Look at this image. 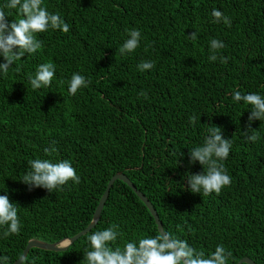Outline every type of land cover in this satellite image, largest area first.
<instances>
[{"label": "trees", "instance_id": "16d2710c", "mask_svg": "<svg viewBox=\"0 0 264 264\" xmlns=\"http://www.w3.org/2000/svg\"><path fill=\"white\" fill-rule=\"evenodd\" d=\"M6 3L0 0V8ZM44 5L70 31L40 33L43 47L0 73V195L15 204L21 223L20 234L7 238L0 227V257L13 264L31 240L53 244L82 232L109 180L122 173L150 202L163 231L206 255L223 245L232 253L227 264L243 258L264 264V122L251 124L261 139L246 141L250 106L232 98L235 91L264 96V0H44ZM213 8L230 18L231 27L213 22ZM4 11L9 21L20 18L17 10ZM131 29L141 32L140 46L121 55ZM195 31L198 39H189ZM213 38L225 44L216 61L209 60ZM143 61L154 68L139 71ZM47 62L56 66L52 84L33 90L29 77ZM73 73L90 81L75 96L68 92ZM215 126L231 139L223 163L232 184L219 196H204L188 190L186 173L203 171L199 162L189 163V151ZM49 147L56 148L51 156L44 152ZM34 159L69 160L81 182L69 181L53 193L29 190L21 179ZM114 224L123 233L121 247L159 233L141 200L116 180L93 229L64 252L30 249L21 264H84L88 235Z\"/></svg>", "mask_w": 264, "mask_h": 264}, {"label": "clouds", "instance_id": "9594fccd", "mask_svg": "<svg viewBox=\"0 0 264 264\" xmlns=\"http://www.w3.org/2000/svg\"><path fill=\"white\" fill-rule=\"evenodd\" d=\"M4 8L17 10L19 19L9 21V16ZM4 8H0V57L4 62L0 63V73L7 74L10 67L16 61L22 60L25 55H34L43 47V41L38 39L40 33L59 30L63 33L70 31V26L59 13H51L44 5V0H7ZM215 23H223L231 27V20L222 11L213 8L211 12ZM128 39L119 48L121 55L131 54L140 46L141 32L138 29L128 31ZM191 40L198 39L197 32L188 35ZM225 44L213 38L210 41V61H216L217 54ZM221 63H226L227 58L220 55ZM151 61H143L137 67L141 72L150 71L154 68ZM19 70V69H17ZM56 74V66L51 63H42L37 67L34 77H29L33 90L42 87H50ZM90 81L79 73H73L68 85V92L75 96L77 92L86 88ZM141 96L147 97L146 92ZM235 102H243L250 106L248 116L247 132L245 140L255 143L261 139L259 133L252 129L253 121L264 122V96L258 93L241 94L235 91L232 94ZM195 123V117L192 118ZM55 142L53 141V144ZM232 148L231 139L223 137L221 128L209 127L208 135L204 137L203 144L189 151V163L199 162L203 171L197 174H187L188 190L192 193H201L204 196L215 193L217 196L225 187L232 184V178L224 166L225 161ZM46 155L51 156L56 152L55 147L45 148ZM28 170L21 181L29 187L43 188L49 193L62 191L63 186L69 181L79 184L81 178L69 160L53 162L49 159L29 160ZM0 227L5 230L3 237L19 235L21 223L18 216V208L9 200L7 195H0ZM177 230L181 228L177 225ZM123 233L119 231V225H112L106 229L94 231L88 235L89 249L84 252V264H227L232 255L226 251L223 245L216 246L215 250L206 255L203 250L192 247L187 240L174 236L172 233L163 231L154 237H139L125 241L121 247L118 238ZM67 241L62 246L70 247ZM8 257L2 256L0 260L8 264Z\"/></svg>", "mask_w": 264, "mask_h": 264}, {"label": "water", "instance_id": "95a60500", "mask_svg": "<svg viewBox=\"0 0 264 264\" xmlns=\"http://www.w3.org/2000/svg\"><path fill=\"white\" fill-rule=\"evenodd\" d=\"M116 180L122 181L129 188H131V190L135 193V195L139 198V200H141V202L145 205V207L150 212V214L153 217L155 224L158 228V232L159 233L163 232L162 224H161V222L157 216V213L155 212L152 205L150 204V202L144 197V195L142 193L137 191V189L133 186V184L129 181V179L124 174L118 173V174L114 175L109 180L107 187H106V190H105L104 194L102 195V197L98 203V206L95 209V212H94V215L92 217L91 222L82 232H80L79 234H77L76 236H74L72 238L63 239V240L56 242V243H53V244H47V243H44L41 241L31 240L27 244V246H26L25 250L23 251L22 255L20 256V258L17 261H15L13 264H21L23 262V260L25 259L29 250L33 249V248H37V249L44 250V251L57 252V253L64 252L65 250L68 249V247H65V248L62 247L65 244V242L70 241L71 245H72L81 236L87 234L97 224V222L100 218L103 206H104V204H105V202L109 196L110 189ZM237 264H255V263L253 261H251L249 258H243Z\"/></svg>", "mask_w": 264, "mask_h": 264}, {"label": "bare ground", "instance_id": "6f19581e", "mask_svg": "<svg viewBox=\"0 0 264 264\" xmlns=\"http://www.w3.org/2000/svg\"><path fill=\"white\" fill-rule=\"evenodd\" d=\"M103 213V212H102Z\"/></svg>", "mask_w": 264, "mask_h": 264}]
</instances>
